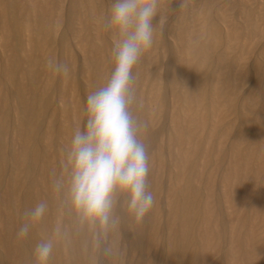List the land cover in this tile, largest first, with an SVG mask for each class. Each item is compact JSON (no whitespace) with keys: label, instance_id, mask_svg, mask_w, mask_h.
<instances>
[{"label":"rangeland","instance_id":"374dc122","mask_svg":"<svg viewBox=\"0 0 264 264\" xmlns=\"http://www.w3.org/2000/svg\"><path fill=\"white\" fill-rule=\"evenodd\" d=\"M110 2L0 0V264H35L58 223L74 232L51 179L113 70ZM180 4L163 0L133 70L155 204L142 225L121 224L124 264H264V0ZM40 201L44 219L17 239ZM85 239L58 242L49 264H89Z\"/></svg>","mask_w":264,"mask_h":264},{"label":"clouds","instance_id":"9594fccd","mask_svg":"<svg viewBox=\"0 0 264 264\" xmlns=\"http://www.w3.org/2000/svg\"><path fill=\"white\" fill-rule=\"evenodd\" d=\"M162 2H110L102 27L111 34L114 67L106 83L86 96L83 126L74 130L64 146L58 175L53 170L51 179L53 191L63 194L73 217L74 232L56 224L52 236L36 244L35 264H49L58 242L71 247L73 236L81 234H86L81 248L89 264H124L125 251L116 238L121 224L127 222L132 229L142 225L154 207V194L148 190L149 154L140 139L149 125L133 114L134 105L137 109L144 106L137 96L133 70L154 44L157 27L152 20ZM180 6H185L184 0ZM46 66L57 75H69L68 64L56 57H48ZM46 212L44 201L24 211L26 221L18 228L17 239L27 238Z\"/></svg>","mask_w":264,"mask_h":264}]
</instances>
